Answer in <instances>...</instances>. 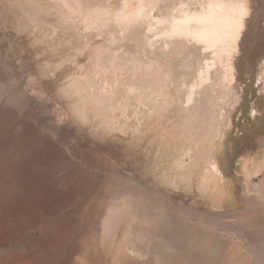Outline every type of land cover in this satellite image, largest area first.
I'll return each mask as SVG.
<instances>
[{"label":"rangeland","instance_id":"rangeland-1","mask_svg":"<svg viewBox=\"0 0 264 264\" xmlns=\"http://www.w3.org/2000/svg\"><path fill=\"white\" fill-rule=\"evenodd\" d=\"M14 2L0 0V264H194L180 246L264 264V189L248 178L264 166V0H248L241 98L209 165L238 198L226 208L189 188L192 149L166 122L157 132L83 105L70 84L85 72L60 53L61 30L35 26Z\"/></svg>","mask_w":264,"mask_h":264},{"label":"bare ground","instance_id":"bare-ground-1","mask_svg":"<svg viewBox=\"0 0 264 264\" xmlns=\"http://www.w3.org/2000/svg\"><path fill=\"white\" fill-rule=\"evenodd\" d=\"M67 1L16 0L14 5L35 26L61 30L60 53L85 72L70 84L82 104L92 103L96 112L112 114L118 122H154L157 132L166 122L175 141L184 140L182 146L192 149L186 179L195 181L189 188L208 207L238 203L231 182L216 175L219 164L210 168L215 153L226 147L223 136L241 98L235 61L250 13L248 0ZM261 174L263 164L248 176L249 185L264 189L263 182H254ZM258 235L262 240L264 231ZM176 250L194 264H229L219 260L217 248L198 256L183 246Z\"/></svg>","mask_w":264,"mask_h":264}]
</instances>
